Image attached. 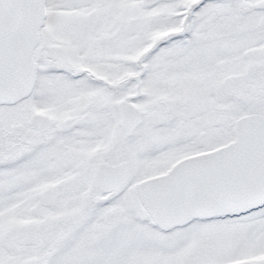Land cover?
Instances as JSON below:
<instances>
[{"label": "snow or ice", "instance_id": "snow-or-ice-1", "mask_svg": "<svg viewBox=\"0 0 264 264\" xmlns=\"http://www.w3.org/2000/svg\"><path fill=\"white\" fill-rule=\"evenodd\" d=\"M0 264H264V0H0Z\"/></svg>", "mask_w": 264, "mask_h": 264}]
</instances>
